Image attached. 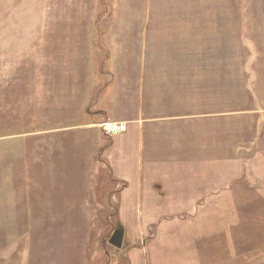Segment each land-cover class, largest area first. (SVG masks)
Instances as JSON below:
<instances>
[{
	"label": "rangeland",
	"instance_id": "1",
	"mask_svg": "<svg viewBox=\"0 0 264 264\" xmlns=\"http://www.w3.org/2000/svg\"><path fill=\"white\" fill-rule=\"evenodd\" d=\"M126 61L112 101L119 74H94ZM126 119L158 149L176 137L190 206L164 205L149 160L139 191L119 174L129 128L103 125ZM165 247L264 264V0H0V264H157Z\"/></svg>",
	"mask_w": 264,
	"mask_h": 264
},
{
	"label": "crops",
	"instance_id": "2",
	"mask_svg": "<svg viewBox=\"0 0 264 264\" xmlns=\"http://www.w3.org/2000/svg\"><path fill=\"white\" fill-rule=\"evenodd\" d=\"M147 37L149 38V35H147ZM116 46L117 44L114 42V45L110 47L111 49L113 47V52H118L116 51L118 49V47ZM122 57L123 55L121 56V59ZM134 61H137V63L140 62V55H136ZM111 67L113 71H111ZM135 67H136L135 62L132 61H126L124 63L121 62L119 64H116L114 68L113 66L109 65L107 73L105 72L98 73V76L95 73L94 77L103 80L105 79L112 80V73L115 72L116 74H119L118 78L116 77L115 79V85L114 84L111 85L110 81L107 84V89L109 88L107 92L110 97V100L119 101V99H114V96H116V94L113 92V90L115 88L116 90H120L123 88L124 83L121 82L120 80L127 78L125 74L137 73V69L133 70V68ZM132 77L135 76L133 75ZM102 88H106V85L103 84ZM112 101L110 102L113 103ZM116 104L117 103L114 102V105ZM120 104L121 107H124L123 101H121ZM95 105L96 104H94V106ZM120 121L121 124H124L126 126V130H128L129 128V131L127 133H122L121 136L117 138L116 144L118 143L117 141H119V147H117L118 148L117 152H113V154L111 152L109 154L110 155L109 160L114 161L113 163L116 165V168L119 170V174L125 177H135L134 181H136V185H137L135 189L136 191H139L140 184L142 185L141 180L142 177L144 176L143 175L144 173L143 168L145 166L144 161L149 160V164H151V169L149 172L146 173V175L162 177L164 182V188L167 189L165 190L163 188V190H161V192L163 191V194L168 192L167 196H164L162 194V200L164 202V205L166 201L169 199L171 192H175L178 194L175 198L178 203V207L181 208L184 206H190L192 202L196 199V196H193L192 194L187 195L186 189H179L175 185L176 182L181 181V177L183 175H189L192 173L193 170V168L189 169L186 166H181L182 158L180 155L176 160V154H175L176 151L175 149H171L169 146L172 143L171 142L172 139H176V137L170 134V131H168L167 135L165 136L166 141H164L166 142V146L162 149H158L156 147L157 145L156 139L153 138L154 134L151 135V138H147L146 135L143 136L141 130L139 129L133 130V126H134L132 123L134 121L133 119H126L125 121L123 120ZM219 154H220L219 157H224L223 153L219 152ZM206 157H207V152H206V156L203 157L205 162L207 159ZM193 160L197 161L199 165L198 169L202 170L201 165H204V163L202 160L201 152ZM177 166H179V168H177ZM187 169H189L188 172ZM175 231H170V229L168 230V235H167L168 242L175 241V235H174ZM151 253L153 255V259L155 263L157 264H170L169 260L171 259L172 256L174 255L186 256V254H188L185 251L180 250V248L178 250H173L170 247L159 248V249L153 248L151 250Z\"/></svg>",
	"mask_w": 264,
	"mask_h": 264
},
{
	"label": "water",
	"instance_id": "3",
	"mask_svg": "<svg viewBox=\"0 0 264 264\" xmlns=\"http://www.w3.org/2000/svg\"><path fill=\"white\" fill-rule=\"evenodd\" d=\"M124 238H125V229L119 227L114 231L113 235L111 236L110 244L120 249L123 245Z\"/></svg>",
	"mask_w": 264,
	"mask_h": 264
},
{
	"label": "built area",
	"instance_id": "4",
	"mask_svg": "<svg viewBox=\"0 0 264 264\" xmlns=\"http://www.w3.org/2000/svg\"><path fill=\"white\" fill-rule=\"evenodd\" d=\"M110 136H115L126 130V126L121 123H105L103 125Z\"/></svg>",
	"mask_w": 264,
	"mask_h": 264
}]
</instances>
